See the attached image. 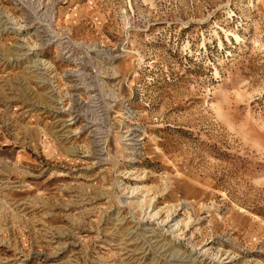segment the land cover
<instances>
[{
    "label": "rangeland",
    "instance_id": "rangeland-1",
    "mask_svg": "<svg viewBox=\"0 0 264 264\" xmlns=\"http://www.w3.org/2000/svg\"><path fill=\"white\" fill-rule=\"evenodd\" d=\"M0 264H264V0H0Z\"/></svg>",
    "mask_w": 264,
    "mask_h": 264
}]
</instances>
